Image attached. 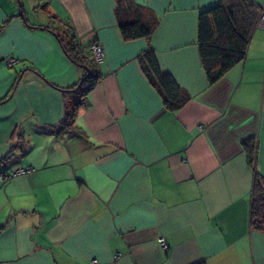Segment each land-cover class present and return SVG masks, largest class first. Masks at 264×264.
Returning a JSON list of instances; mask_svg holds the SVG:
<instances>
[{
    "label": "crops",
    "instance_id": "obj_1",
    "mask_svg": "<svg viewBox=\"0 0 264 264\" xmlns=\"http://www.w3.org/2000/svg\"><path fill=\"white\" fill-rule=\"evenodd\" d=\"M217 1L134 0L158 23L125 40L116 0H0V264H264L242 145L257 139L264 176V25L209 83L197 23ZM61 23L104 49L77 131L60 127L84 73L51 30ZM150 47L183 91L176 110L142 69Z\"/></svg>",
    "mask_w": 264,
    "mask_h": 264
},
{
    "label": "trees",
    "instance_id": "obj_2",
    "mask_svg": "<svg viewBox=\"0 0 264 264\" xmlns=\"http://www.w3.org/2000/svg\"><path fill=\"white\" fill-rule=\"evenodd\" d=\"M261 11L262 5L255 0H218L214 5L199 10L197 43L209 83L217 81L244 59ZM115 15L120 34L125 40L149 37L158 23V17L152 9L134 0H116ZM49 16L53 20L57 19L52 13ZM60 26L61 29L52 27L51 30L56 33L67 56L84 68L78 81L64 89L68 91V99L60 127L77 131L74 124L77 110L88 104L87 95L101 73L86 46L78 41L74 28L64 23ZM139 60L149 82L160 93L164 107L178 109L184 103L185 96L173 75L160 67L155 50L152 47L144 50ZM242 145L247 162L254 172L250 224L264 231V176L256 168L257 139L248 137L242 141Z\"/></svg>",
    "mask_w": 264,
    "mask_h": 264
},
{
    "label": "built area",
    "instance_id": "obj_3",
    "mask_svg": "<svg viewBox=\"0 0 264 264\" xmlns=\"http://www.w3.org/2000/svg\"><path fill=\"white\" fill-rule=\"evenodd\" d=\"M259 23L264 25V5H262V11L260 14V18H259ZM87 51L89 52L90 56L94 59L95 62L99 63L103 60L104 58V49L103 46L97 42V41H92L89 45L86 46ZM10 62H14L15 59L14 58H9ZM24 169H17L16 171L13 172H20L23 171ZM9 172H4V171H0V176L4 177L6 175H9ZM160 245L162 246V248H166L167 243L164 237H160L158 239ZM121 253L118 252L116 255H120ZM90 264H99L97 259H91Z\"/></svg>",
    "mask_w": 264,
    "mask_h": 264
},
{
    "label": "rangeland",
    "instance_id": "obj_4",
    "mask_svg": "<svg viewBox=\"0 0 264 264\" xmlns=\"http://www.w3.org/2000/svg\"><path fill=\"white\" fill-rule=\"evenodd\" d=\"M55 27H56L57 29H61V26H60L59 24H56ZM42 141H44V138H42Z\"/></svg>",
    "mask_w": 264,
    "mask_h": 264
}]
</instances>
